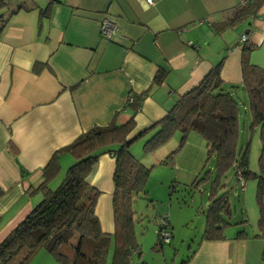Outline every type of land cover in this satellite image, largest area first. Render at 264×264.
Listing matches in <instances>:
<instances>
[{
    "label": "crops",
    "instance_id": "0c3cea01",
    "mask_svg": "<svg viewBox=\"0 0 264 264\" xmlns=\"http://www.w3.org/2000/svg\"><path fill=\"white\" fill-rule=\"evenodd\" d=\"M4 1L0 242L39 201L34 188L47 162L82 132L112 119L127 122L132 115L134 126L127 134L132 137L162 117L218 62L225 85H241L245 46H250L249 61L264 69V0L252 16L230 26L222 23L233 15L238 0H46L44 6L33 0ZM49 4L48 12L41 13ZM17 5L20 10L9 13ZM104 19L111 23L110 37L101 33ZM242 33L248 37L245 42L239 41ZM140 93L136 108L126 105ZM177 144L169 139L139 159L152 168L166 165L163 160ZM130 150L139 154L133 145ZM69 156L58 154L60 168ZM196 160L191 159L193 166L200 165ZM113 168L114 158L104 153L88 178L100 190L95 213L108 233L114 231ZM230 229L224 228L221 239L201 234L184 264H264L259 229L247 235L236 234L241 228ZM111 253L105 264H111ZM26 264L58 262L41 248Z\"/></svg>",
    "mask_w": 264,
    "mask_h": 264
},
{
    "label": "trees",
    "instance_id": "16d2710c",
    "mask_svg": "<svg viewBox=\"0 0 264 264\" xmlns=\"http://www.w3.org/2000/svg\"><path fill=\"white\" fill-rule=\"evenodd\" d=\"M260 1L238 3L233 15L222 24L230 26L243 17L252 16ZM6 5L8 3L0 0V9ZM21 6L17 5L9 13H15ZM49 7L50 4L41 9V13H47ZM2 16L3 14H0V31L6 21ZM249 49L250 46L244 47L245 52L241 60L243 77L241 85L226 86L220 76L221 62H218L196 85L183 93L162 117L132 137H127L134 126L131 115L124 123L112 119L107 125L93 126L57 150L42 169V180L34 188V191H39L41 198L1 240L0 264H26L41 248L50 253L58 264H105L111 243L110 263L129 264L132 254L136 251L141 252L135 232L138 219L132 206L133 199L140 193L147 192V178L152 168L131 153L130 146L135 140L147 136L143 143V151L151 152L171 139L175 131L180 132V140L163 163L172 161L174 154L192 131L203 136L207 156L214 157L215 178L204 211L205 229L202 238H224V228L233 224L229 221L230 207L225 195L216 196L215 189L219 185L217 183L220 177L231 166L234 167V174L238 180L240 178L245 182L247 177L257 179L258 235L264 238V69L249 61L246 55ZM162 79L163 74L160 73L155 81L160 83ZM239 86L247 98L245 103H248L249 107V128L254 130L259 127L262 141L258 157L259 172H253L248 168V143L240 151L239 157H236L240 108L237 93L232 92ZM141 97V93L131 95L126 105L136 108ZM62 152L69 153L75 161L66 168L61 182L53 189L49 182L60 170L58 154ZM104 153L114 158L112 233L103 232L100 227L99 218L95 213L100 190L88 179L99 156ZM167 221L169 224L168 217ZM246 222L247 220L242 219L235 224L245 225ZM167 228L169 230V227ZM244 228L242 227L236 234L247 235ZM160 232L159 225L156 241L152 246L154 249H161L164 242ZM71 236L73 240L70 239ZM182 262L184 264L186 261Z\"/></svg>",
    "mask_w": 264,
    "mask_h": 264
},
{
    "label": "rangeland",
    "instance_id": "374dc122",
    "mask_svg": "<svg viewBox=\"0 0 264 264\" xmlns=\"http://www.w3.org/2000/svg\"><path fill=\"white\" fill-rule=\"evenodd\" d=\"M33 1L38 5L43 2L42 6L46 4V0ZM236 96L240 108L236 157H239L240 151L248 143V168L253 172H259L258 156L262 145L259 128L256 127L254 130L249 128L250 116L248 103H245L247 99L245 92L240 89ZM171 139L177 144L180 140V132L175 131ZM144 141L145 137H141L132 144L138 148L137 158H140L142 153H146L143 151ZM69 157L68 161L62 163L57 175L50 180L51 188L55 189L59 185L66 168L75 161L71 155ZM192 158H196V163L200 162V165L193 166ZM213 160V156H207V146L203 136L192 131L174 154L172 161L166 165H154L151 168L146 183L147 192L140 193L133 199L132 206L135 217L138 219L135 227L136 238L141 252L136 251L132 254L131 264L142 262L180 264L187 259L205 229L204 211L207 208L208 193L215 178ZM256 182V178L247 177L244 185L241 186L234 174L233 166L220 177L217 183L219 185L215 187L216 196L225 195L229 201V221L233 223L230 225V230L242 228L241 224H235L242 218L247 220L243 225L247 233H253L259 229ZM38 196L40 199L41 195L38 194ZM162 215L169 218L170 237L167 242H163L161 249H154L152 246L156 241V231L159 228L156 218ZM70 239L73 240V236ZM111 249L112 243L109 253Z\"/></svg>",
    "mask_w": 264,
    "mask_h": 264
},
{
    "label": "built area",
    "instance_id": "2783aa9c",
    "mask_svg": "<svg viewBox=\"0 0 264 264\" xmlns=\"http://www.w3.org/2000/svg\"><path fill=\"white\" fill-rule=\"evenodd\" d=\"M148 3L151 2V0H146ZM250 0H238V3L239 4H244L246 2H248ZM110 25L111 23L107 20V19H104L101 23V33L102 35H104L105 37H110L111 36V33H112V30L109 29L110 28ZM248 39L247 35L245 33H242L239 37V41L241 42H245L246 40ZM130 100V98H129ZM239 181L241 183V186L244 185V182L242 179L239 178ZM157 222H158V225L161 226V232H160V235H161V239L164 241V242H167L169 240V230H168V221H167V217L166 215H162L161 217H159L157 219Z\"/></svg>",
    "mask_w": 264,
    "mask_h": 264
},
{
    "label": "clouds",
    "instance_id": "9594fccd",
    "mask_svg": "<svg viewBox=\"0 0 264 264\" xmlns=\"http://www.w3.org/2000/svg\"><path fill=\"white\" fill-rule=\"evenodd\" d=\"M167 217V216H166Z\"/></svg>",
    "mask_w": 264,
    "mask_h": 264
}]
</instances>
